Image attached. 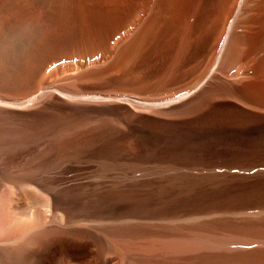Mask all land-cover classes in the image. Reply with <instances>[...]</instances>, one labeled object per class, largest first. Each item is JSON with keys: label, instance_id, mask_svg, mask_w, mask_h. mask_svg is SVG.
<instances>
[{"label": "bare ground", "instance_id": "bare-ground-1", "mask_svg": "<svg viewBox=\"0 0 264 264\" xmlns=\"http://www.w3.org/2000/svg\"><path fill=\"white\" fill-rule=\"evenodd\" d=\"M79 1L83 22L94 35L102 33L105 22L114 18L113 31L117 33L114 31L113 37L125 38L119 42L123 47L116 52V60L106 69L134 78L137 61L150 43L149 33L159 18V1ZM174 1L180 20L193 34L191 39L209 32L211 41L204 55L201 51L203 56L200 54L201 60L189 76L161 91L164 94L172 87L182 84L181 87L162 98L167 102L155 105L168 106L190 99L182 103L185 109L222 98L239 111L246 110L244 118L251 112L249 115H256L257 119L252 117L255 122L248 121L249 124L193 126L142 136L146 139L141 138L142 143L162 151L161 155L157 153L160 156L154 155L161 157L156 160L172 162L126 165L132 157L134 160L150 157V149L148 152L147 148H132L129 136L118 141L111 129L104 138L82 143L83 136L90 131L87 127L95 122L81 112L105 113L106 104L99 105L104 104L102 101L94 108L73 107L70 103V106L56 105V110L66 115L59 121L57 116V120L51 116L58 122V128H53L54 133L45 136L48 141L42 142L44 147L53 142L49 154L42 155L41 147L37 149L36 145L29 146L23 157L18 155L25 149L16 156L11 154L27 140L21 139L25 133L20 137L21 132H17L16 117L53 105V100L58 98L50 91L53 87L38 91L45 79L43 82L39 78V85L34 81L35 74L48 59L45 65L41 61L40 65L36 64L35 52L25 53V46L34 42V35L40 34L38 31L49 27L54 15L59 22L72 20L74 9L72 0H0V264H264V172L237 178L189 171L202 165L218 168L225 161L226 164L264 161V0ZM163 13L160 15L164 16ZM78 41L75 55L81 57L84 52ZM88 55V60L93 58ZM64 57L63 54L53 59ZM102 70L95 72L99 76ZM102 76L96 81L103 79ZM84 77L86 81L87 76ZM60 88L57 90L66 94L68 88ZM70 90L69 96L80 97L77 89ZM121 96L131 103V97L128 98L131 94L121 92L115 99ZM153 100L161 99L146 100L149 103L144 101L145 105L139 107L151 109ZM134 102L138 105L143 101ZM171 108L175 111V107ZM52 122L50 126L55 124ZM59 127L71 131L62 134L60 130L62 135H59ZM50 129L46 132H51ZM40 132V135L44 133ZM29 135L33 138V134ZM173 163L179 165H170ZM239 163L223 166L241 171L264 168V164ZM159 169L173 171L165 174ZM154 175L158 176L150 177Z\"/></svg>", "mask_w": 264, "mask_h": 264}, {"label": "rangeland", "instance_id": "rangeland-1", "mask_svg": "<svg viewBox=\"0 0 264 264\" xmlns=\"http://www.w3.org/2000/svg\"><path fill=\"white\" fill-rule=\"evenodd\" d=\"M158 1H159V3H158L157 8H159V6H160V8L158 9L159 10V16H158L159 18L157 17L158 19H156V21L154 22V25L152 26L151 32L149 33V35H151V36H149L151 38L149 40L150 43L148 41L149 44H148V46H146L147 48H145L144 51L142 50L143 52H141V55L137 61V65H136V71L137 72L135 73L136 76L134 78H131V79L125 78V77L120 76L119 74H115V73L107 71V69L109 68L107 66L109 64H110L109 66H111L113 64L112 62L114 60H116L115 58L117 57V53H119L122 49L121 47H123V45L120 44L119 42L123 41V39L125 38V36H122L120 38L113 37L115 35V32L117 33V30L116 31L114 30L115 32L113 31L114 22H115L114 18H110V19H108L107 22H105V25H104L105 28L103 27L104 30L102 31V33L97 32L98 34H96V35H94L95 32H93V31H92L93 34L90 33V31H89L90 28L88 27V25H86L83 22L82 8H80L81 6L79 4V2H80L79 0H72V6L74 9V10H72L73 11V14H72L73 16L71 17L72 20H70L68 22H59L58 18L54 15L52 17V19L54 21L53 22L51 21L52 25L50 23L48 28L45 27L46 30L43 29L45 31L40 30V31H38L40 34L36 33L34 35V37H33L34 42L31 41L29 44H27L25 46L24 52L27 54L30 53V51L37 53L36 55L37 56L39 55V56L36 57L35 53H34V56H35V61L38 62L36 64H39V65L41 62H42L41 63L42 65H45L46 64L45 61H47L45 59H48L47 64L44 66V68L41 69L40 72L38 71L39 73L37 72V74H35L34 81L40 85L41 81L43 79H45V83H43L44 85L41 84L40 86H38V91H40L42 89H46V88H47V90H49V87H53V89L50 91L54 94V98L57 96H58V98H55L57 100H53L54 102L51 103L53 105H49L47 107H42L43 109H41V110L38 108L29 114H25L24 116H17L16 117V122L19 125L18 126L19 129L17 132H21V133H19V136H20V134L22 135V133H25V135H27V137H25V135H22V137L21 136L20 137L22 140L23 139H27V140L26 141L23 140V147H22L23 149L21 148V149H17L15 151H12L11 152L12 155L16 156V155H18V151L19 152L22 151L21 153H23L25 151L23 154L18 155L19 157H23L24 154H26V151H28V149H29L28 147L30 146L31 148H35V145H36V148H37V146H38V148L41 147L40 149H42L41 150L42 155L46 156V154L47 155L49 154V151L52 148L51 145H53V142L49 143L50 145L49 144L45 145V147L42 145V142L48 141L45 139V136L47 134L54 133V131H55L54 129L58 128V126H57L58 122H56V120H57L56 116L58 117L57 121H59L60 118H62L66 115L63 111L56 110L57 109L56 105H59V104H66L68 106L74 105L73 107H79V108H86L87 106L89 108L97 107L98 106L97 104L101 103L99 101H102V103H104V104H99V105L104 106L106 104L105 107L107 109H106L105 113H104V111L100 112L101 114L99 112H88L89 113V116H88V113H86L85 111L81 112L83 115L86 114L85 116L90 117V120H92L94 118L93 119L94 121H92V122H95V123L89 124V126L87 127V130H90V131H88L83 136L82 143H84L86 145L93 138H104V136H106L110 131H113L116 134L118 141H120V140L122 141L124 138H126V136H129L128 139L130 138V140H131V142H129V143L131 144L132 148L136 149L139 146L143 150L147 148L146 150H148V152H149V149H150V152L152 151L151 153L149 152V155H151L150 157H148V158H137V159L135 157V160H134V157H132L130 159V161L124 163L126 165H132V164L133 165H169V163L172 162V161L168 162L166 160H164L163 162L159 161V160H163V159L156 160V158L158 159L161 157H156L154 155H157L158 152L161 155V154H163V153H161L162 151L156 150V147L147 146L144 143V141L142 143V139L144 138V137L142 138V136L151 135V134H160L162 132H172V131L182 130V129L193 127V126H206V127L207 126H222V125L235 124V122H236V124H238V122H239V124L240 123L245 124V123H248V121H249V123H254L256 121V119H257L256 115L251 116V115H249V114H251V112L249 113V111H248L249 114H245V116L247 115V117H245L246 118L245 119L243 114L246 113V110L239 111L240 109H236L232 105H230L231 104L230 101L224 100L222 98H219V99L216 98V100L214 99L213 101H210L208 104H203V105H199V106L197 105L199 107V109L196 105L190 106L191 109L189 107L185 106L186 108L184 109L183 105L185 104V101H189L190 99L184 100L181 102L172 103L171 105H168V106L167 105L161 106L159 104L157 106L155 105L157 103L164 104L165 102H167L168 100L164 101L162 98H166L167 95H169L171 92H176L175 90H177L179 87H181L182 84L177 85V87L176 86L172 87L171 90H166L165 93H167V94H165V93L163 94L161 91L163 87L166 88V87L170 86L173 82L180 81V80L182 81V79L184 80L186 77H188L189 74L193 71V67L195 66L196 62L201 60V58H200L201 51H204L202 53L204 55L205 52L208 51V49H209L208 46H210L209 42L211 41L210 40L211 34L209 32L204 33L206 36L204 34L201 37H197L194 35L193 36L194 38L191 39L193 34L192 35L190 34V32L188 31L186 26L183 24L182 20H180L181 18L179 17L177 10H176V7H175V4H174L175 1L174 0H158ZM163 1H164L163 5H166V6L168 5L169 8H167L165 6L163 7V5L161 4ZM105 8H106V6H105ZM161 8H163V10L165 9L164 10L165 14L163 13L164 11L161 10ZM161 12L164 14V16L160 15ZM162 19H163V22L161 21ZM157 22L159 23V25ZM163 25H165V26L163 27ZM178 27H179V29H177ZM184 29H185V31H184ZM155 32L157 34H155ZM106 37H108V38H106ZM111 38H113V39H111ZM151 40H153V41H151ZM77 41L80 42V45H81L83 52H84V54H82L81 57H80V55H75V51H77V49L74 46H75ZM35 42H36V44H35ZM118 44H120L121 46H119ZM30 45H32V46H30ZM59 53H63L65 55V57H64L65 59L64 58L60 59L63 61L53 59L54 57L57 58L58 56H61V57L63 56V54L60 55ZM115 53H116V55H115ZM88 54L92 55L93 58L88 60L86 58L87 56H89ZM202 54H201V56H203ZM82 56H84V57H82ZM83 60L86 63H84ZM57 62H60V63L57 64ZM49 65H51V66H49ZM51 67H53V68L51 69ZM47 68H50L49 71ZM102 68H103V70H102L103 74L100 73V71H99V73L101 74V75L99 74V76L103 75L104 77L102 76L100 78H103V79H101V80L98 79L99 81H96L97 77L99 78V76L95 71H97V69L100 70ZM43 71H45V73ZM89 71L95 72L97 74V76L96 75L94 76ZM104 71H106V73H109V74H107L108 77H105L107 75H104V74H106ZM86 72H88V73H86ZM42 74H45V75H42ZM114 74H115V76L116 75L117 76L115 77ZM83 75L87 76L86 81H84L85 77ZM79 76H80V79L76 80L77 79L76 77L79 78ZM118 76L120 79L118 78ZM89 77H91V78L93 77V78L90 79V81L88 82ZM39 78H42L41 81ZM72 78H74V79H72ZM123 78H125V79H123ZM66 79H68V80H66ZM72 80H73V82H72ZM77 81H80V82L77 83ZM43 82H44V80H43ZM65 82L66 83L68 82L67 83L68 86H66ZM84 82L88 83V84H84ZM63 83H65V84H63ZM74 83H75V85H74ZM69 84H71V85H69ZM46 86H49V87H46ZM60 86H63V87L65 86V88L67 87L69 90L72 89V91H75V92L78 90V92H80V94H79L80 97L79 96H75V97L69 96V94H68L69 90L67 88H66L67 90L65 89L67 91V92H65L67 95L60 93V91L57 90V88L58 87L60 88ZM54 87L55 88L57 87L56 90L54 89ZM63 87L60 89H64ZM79 87L82 89H83V87H85V89L81 90V89H79ZM43 91H46V90H43ZM72 91L70 90V92H72ZM82 91L84 92V94L86 93L89 96L88 95L87 96L82 95L83 94ZM110 92H112V94ZM121 92L122 93H128V94L132 95V96H128V98L131 97L132 101L129 100L130 98L128 99V98H126V96H124L125 100H129V102H131V103H133L134 101H137L138 103H139V101L140 102L143 101V102H141L142 105L141 104L137 105V103L134 102V106H133V105H131V103H128V101H124L122 96H121V98L116 97V99H115V95L120 94ZM103 95L107 96V97H103ZM113 95H114V98H113ZM133 95H135V98H133L134 97ZM117 96H120V95H117ZM91 97H94V98H91ZM59 98L61 100H64V101L61 102V100ZM106 98H108L109 100ZM156 98H160L161 100H158V101L153 100L154 104L151 107V109H143V108L139 107V105L143 106V105H145V103L146 104L149 103L146 100L151 101L152 99H156ZM121 99H123V100H121ZM58 100H60V101H58ZM67 101H69V102H67ZM144 101H146V102L144 103ZM69 103H70V105H69ZM83 103H84V105H82ZM94 103H96V104H94ZM110 103H112V104H110ZM182 103H184V104L182 105ZM135 104L138 106V108L135 107L136 106ZM75 105H77V106H75ZM80 105H81V107H80ZM176 105L178 106V108L176 107ZM179 106H183V107H179ZM200 106L202 108H200ZM49 107H50V109H47ZM171 107H175V109H174L175 111H173L172 110L173 108H171ZM196 107H197V109H196ZM187 108H189L190 110H186ZM195 109H196V111H195ZM232 109L237 110V112H235ZM114 110H116V111L114 112ZM164 111H169V113L164 112ZM27 115H29V116H27ZM239 115H241V116H239ZM51 116H54V118L56 120L53 119V117H51ZM50 117H51V119H49ZM252 117H254L255 121H253L254 119ZM103 118L105 120H103ZM107 118L110 120H108ZM39 119H41V120H39ZM99 119H101V120H99ZM52 121H54V123L56 125L54 124V125L50 126L49 124H51V123L53 124ZM109 121H111V122L109 123ZM42 124H43V126H42ZM54 126H57V127L55 128ZM43 127H45V128H43ZM93 127L95 128V130H92V129H94ZM40 128H43L44 130L43 129L40 130ZM35 129L36 130L38 129V131L35 132V134H34V132L32 133L31 131L35 130ZM48 129H50L51 132L47 133ZM97 129H99V130H97ZM23 130H24V132H22ZM60 130L62 131V134L63 133L66 134V133L71 131L70 129L60 128L59 132L56 130L59 135H62V134H60L61 133ZM137 130H139V131H137ZM26 131H27V133H26ZM40 131H42L44 133H42L40 135V133H41ZM132 131H134V133H131ZM29 134H33V138H32V135H29ZM36 134L37 135L39 134L38 138H37ZM35 136H36V138H35L36 140L34 139ZM29 139H32L36 143L34 144V142L32 140H29ZM37 140H39V141H37ZM26 142L30 143V144L32 142V145H29ZM26 145H28V146L26 147ZM40 145H42L43 147ZM157 148H159V147H157ZM155 152H156V154H155ZM160 155L158 154L157 156H160ZM139 160H140V164L137 163V162H139ZM131 161H134V163L133 162L130 163ZM141 162H143V163H141ZM236 162L239 163L238 161H233V162H230V164H229V162H228V164H226V161H225V164H222V165L219 164V165H217V166H219L218 168H213V169L210 168V165H202L200 167L190 169L189 171L193 172L195 174H200V175H206V174L235 175V176H237V178L254 177L258 173L264 172V168H257V169L251 170V171H241L240 169H232L230 167H224L223 166V165H236ZM247 162L248 163H246V161L244 160V163L246 165H248V164L251 165V163H252V165H263L264 164L263 163L264 161L258 160V159H256L255 162H254V160H250V161L248 160ZM232 163H234V164H232ZM244 163L242 164V160H241V163H239L237 165H244ZM257 163H259V164H257ZM176 164L177 163H173L170 165H176ZM216 164H218V163H216ZM216 164H213V165H216ZM177 165H179V164H177ZM180 165H186V164H180ZM259 169L260 170L262 169V170L260 171ZM160 171L164 172L165 174H169L173 170L166 169L164 171H162V170H160ZM157 176L154 175V176H150V177L156 178Z\"/></svg>", "mask_w": 264, "mask_h": 264}]
</instances>
